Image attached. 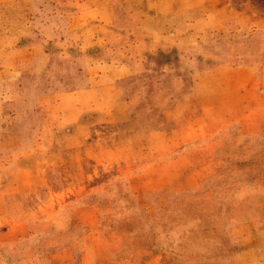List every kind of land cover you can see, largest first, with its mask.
<instances>
[{
	"label": "rangeland",
	"instance_id": "374dc122",
	"mask_svg": "<svg viewBox=\"0 0 264 264\" xmlns=\"http://www.w3.org/2000/svg\"><path fill=\"white\" fill-rule=\"evenodd\" d=\"M252 2L0 0V264H264ZM221 65L263 102L231 123Z\"/></svg>",
	"mask_w": 264,
	"mask_h": 264
},
{
	"label": "crops",
	"instance_id": "0c3cea01",
	"mask_svg": "<svg viewBox=\"0 0 264 264\" xmlns=\"http://www.w3.org/2000/svg\"><path fill=\"white\" fill-rule=\"evenodd\" d=\"M197 84L196 91L203 109L215 112L217 117H221L218 115L222 110L233 112L222 116L229 118L230 123L232 119H239L241 111L250 112L255 110V104L263 105L256 89L255 72L250 67L221 65L200 76Z\"/></svg>",
	"mask_w": 264,
	"mask_h": 264
},
{
	"label": "trees",
	"instance_id": "16d2710c",
	"mask_svg": "<svg viewBox=\"0 0 264 264\" xmlns=\"http://www.w3.org/2000/svg\"><path fill=\"white\" fill-rule=\"evenodd\" d=\"M252 4H253V7L258 10L264 9V0H253Z\"/></svg>",
	"mask_w": 264,
	"mask_h": 264
}]
</instances>
